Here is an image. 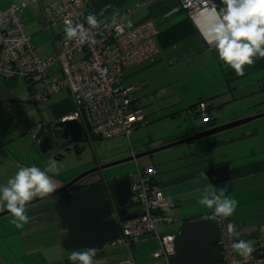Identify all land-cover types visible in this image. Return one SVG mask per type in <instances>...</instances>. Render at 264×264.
Wrapping results in <instances>:
<instances>
[{
	"label": "crops",
	"instance_id": "obj_1",
	"mask_svg": "<svg viewBox=\"0 0 264 264\" xmlns=\"http://www.w3.org/2000/svg\"><path fill=\"white\" fill-rule=\"evenodd\" d=\"M21 1L23 0H9L1 4L0 12L9 9L13 3ZM36 4L39 5L38 8L34 4H28L22 11L21 18L25 16L27 19L33 12L39 10L40 19H43L41 14L43 12L41 11L44 3ZM86 8L97 13L104 21L118 16H124L126 23L131 19L132 25L146 19L154 20L158 28V52L150 59L130 66L128 70L131 71V77L139 78L143 84L151 80L153 76L162 78L163 75H167L168 82L174 83L178 87V93L179 89L198 90L195 95L192 94L190 99H186L184 96H178L174 88L173 94L177 95L173 99L175 114L183 112V115L188 117V121L178 126L176 133L171 135L172 139L169 144L201 131L245 118L246 114L241 115L240 109L238 110L244 103L242 96L245 94L242 89L253 88L258 79L261 78L259 71L264 68V58L256 59L254 64L250 66L246 65L245 73L237 76L234 70L224 66L223 62L217 58L214 46L204 41L200 35V30L193 23L187 11L179 4V0H88ZM41 25L43 27L44 23ZM49 31L53 46L48 50L47 48H38L33 38L36 50L42 57L54 53L55 40L62 34L64 28L62 26L59 30L51 29ZM50 72L53 73V71ZM126 72L127 70L125 74ZM254 72L255 74H251ZM33 91L34 84H29L20 76L4 78L0 75V183H6L19 166L36 163L32 154L37 152L38 136L41 138V135L47 131L42 125L40 133L38 127L41 125H38V135L30 136L33 134L32 121L25 119L24 112L19 114L17 111L20 106L25 108V105H30L29 101H32ZM201 96H213L208 101L209 103H223L219 108L210 107V114L216 116L217 119L205 129L199 125L200 115L197 114L196 110L188 109V106ZM133 98L142 110V106L138 102L140 97L134 96ZM258 98H262L261 95ZM51 100L56 104L57 122L74 114L76 106L70 93L68 95L65 90H62L51 95L47 101L40 102H50ZM13 111L14 113H12ZM215 112L218 113L215 114ZM144 118H146L145 115ZM190 121L192 126L189 124ZM53 124L48 127L51 128ZM195 124L198 126L197 128ZM136 130L132 136L139 133ZM255 131L256 129L249 130V133L240 130L238 132H224L225 134L220 132L201 138L202 140L196 139L185 142L187 143L185 150L188 149L190 154L185 155L184 149L181 148L183 150H180L177 156L187 159L188 162L182 166L173 167L174 172H171L170 166L164 160L165 167L161 178H159V174L163 170H160L158 164L149 159H139L142 164H155L158 167L157 179L165 200L168 195H172L173 202L177 203L174 207L167 206L164 208V214L173 218L171 224L167 223L170 224L168 227L171 226L173 233L166 232L165 234L178 233L185 223V219L190 218V215H187L183 207L180 206L183 204L186 195L201 190L208 184L206 171L221 164H228L230 174L228 193L239 202L231 216V220L237 225L239 232V236H235V239L251 240L256 246L259 234L264 232V188H256L260 182L264 181V143L260 145V141L254 136ZM252 136L259 143L253 141ZM199 140L202 142H198ZM138 143L139 141H137ZM166 143L164 144L167 145ZM259 145L262 146V149L256 148ZM141 146L148 145L142 141L141 144L139 143L133 148L139 149ZM133 151L136 152L134 149ZM211 151L213 152L212 155ZM260 153H263L262 156H259ZM191 155L193 158L187 157ZM217 155L220 158L216 160ZM43 156L49 157L46 153ZM188 165L190 168H187ZM69 180L71 179L58 180L56 182L57 189ZM196 180L200 181L197 187L194 186ZM39 196L42 195L37 193L33 199ZM194 202L195 205L199 206L198 212L200 213L197 215L204 214L203 216H206L211 212V209L199 203V199ZM34 204L36 206L27 209L29 220L21 227L12 223V218H4L9 214L0 217V264H57L64 259H66L67 264H70L67 259L70 251H66L62 246V238L66 234V230L61 227V220L55 210L56 199L52 197ZM176 218L178 221H175ZM158 224L163 225L164 223ZM26 229L30 230L24 231ZM45 229L48 232L54 230V241H52L51 234L46 235L44 233ZM22 231L24 232L20 233ZM43 239L44 245L40 250L35 245V247L33 245L28 246L30 243L43 241ZM135 244H149L154 252L157 247V240L153 236H144L135 241ZM54 248L60 249L58 257L48 259L44 252ZM106 254L104 248L96 250L94 264H121V262L116 261L120 255L111 257ZM236 254L241 257L238 253ZM43 258L44 260L41 261ZM153 258H156L155 260L159 264H167L162 257L153 256Z\"/></svg>",
	"mask_w": 264,
	"mask_h": 264
},
{
	"label": "built area",
	"instance_id": "obj_2",
	"mask_svg": "<svg viewBox=\"0 0 264 264\" xmlns=\"http://www.w3.org/2000/svg\"><path fill=\"white\" fill-rule=\"evenodd\" d=\"M31 2L42 4V0H23L0 12V75L4 78L20 76L30 84L41 82L31 95L36 103L47 101L56 92L68 90L76 106L69 118L81 122L85 138L126 136L130 139L145 118L132 97L138 86H124V74L130 66L146 61L158 52V28L154 20L146 19L128 26L124 16L104 21L97 14L101 22L90 29L89 39L83 43L68 40L63 31L55 40L54 53L42 57L21 18L22 11ZM203 2L179 0L193 21L199 19L196 9ZM214 2L219 7L220 0ZM87 3L88 0H52L42 5L43 28L51 30L57 25L64 28L66 22H85V15L93 12L86 8ZM197 110L201 117L199 125L210 121L205 102L200 103ZM135 162L137 170L133 173L134 179L131 178L134 192L131 206L133 202L136 210L132 213L137 216L129 220L119 217L120 235L107 245L123 246L131 252L135 241L153 236L157 240L154 256L164 257L167 264H172L175 234H160L157 224L173 221L171 216L164 214V208L174 207L176 203L168 204L161 196L158 167L142 164L137 159ZM215 220L219 228L218 249L223 253V261L218 264H264V232L259 234L249 258L238 257L230 247L235 236L229 237L227 233L226 226L232 222L231 217ZM127 263L134 264L132 253H129Z\"/></svg>",
	"mask_w": 264,
	"mask_h": 264
},
{
	"label": "rangeland",
	"instance_id": "obj_3",
	"mask_svg": "<svg viewBox=\"0 0 264 264\" xmlns=\"http://www.w3.org/2000/svg\"><path fill=\"white\" fill-rule=\"evenodd\" d=\"M9 0H0V5L6 3ZM52 0H42L44 4L50 3ZM34 4L36 8H38V4L36 3H29ZM39 10L36 12H31L32 14L29 15V17L26 19L25 16L22 17L23 23L25 25V28L30 32V34L33 36L37 47L38 48H52V37L49 29L43 28L42 23H45V17L42 14V18L40 19ZM42 12V11H41ZM62 25L56 26L53 29L59 30L61 29ZM125 74L124 86L128 85H137L136 91L132 94V97H140L139 103L142 106L143 113L145 115L144 121L141 123V126L137 128V132L139 133L135 134L134 136H130V139H128L126 136H115L111 138H94L93 140L89 137H84V141L82 144H80V151L76 150L73 145H67L66 147H61L60 144L55 143V146L53 149H51L48 153V156H53L54 158L57 155H63L62 158L56 159L57 160V166L60 169L58 173H50V175L53 176L54 182L56 183L58 180H64V179H72L75 176L79 175L83 169L89 167L93 164H107L110 162H114L123 158L131 157L133 155V149L136 151L135 153H141L144 151H148L151 149H156L160 147L161 144L165 145L169 144V141L172 139L171 135L173 133H176L177 128L181 123L188 121V117L183 115V112L175 114V109L173 108V99L176 94H173L174 88L175 93H178V87L174 83H169L167 80V75H163L162 78H158V76L151 77V80L145 82L142 84L141 80L139 81V78H132L131 77V71L128 70ZM54 71V69H53ZM251 74H255L251 73ZM259 75L261 78L258 79V82L253 86V88H243L242 92L245 95H241L242 99H244V103L238 108L240 109L241 115H245V117H252L255 115H258L260 113L264 112V68H262L259 71ZM41 86V82H37L34 84V88H38ZM198 90L192 91V89L187 90H181L179 89L178 96H184L186 99H190V97L196 94ZM65 92L69 95V91ZM65 94V93H64ZM262 98H258V97ZM257 98V100H256ZM70 99V98H69ZM30 105H25V108H21V106L17 109L19 112H24L26 115L25 119L28 121H32L33 123V134L30 136H37V127L38 125H44L45 131H49L51 128L48 127L49 124H53L57 122L56 119V104L51 100L50 102H33L29 101ZM237 108L235 109V111ZM220 112V111H218ZM218 112H215L217 114ZM14 113V111L12 112ZM252 113V114H250ZM23 114V115H24ZM22 115V114H21ZM24 115V116H25ZM186 119V120H185ZM61 120V119H60ZM200 120V118H199ZM59 121V120H58ZM189 124L192 126V122L190 121ZM209 123L202 124V129L208 128ZM194 126V125H193ZM196 128L198 127L195 124ZM254 136L260 141V145L264 143V116L254 119L248 123L242 124L240 126L224 130V132H238L239 130L245 133H249V130H254ZM200 130V128H198ZM230 130V131H229ZM232 130V131H231ZM40 131V129H39ZM251 139L253 141H256V139L252 136ZM202 140V139H201ZM199 140L198 142H202ZM132 141V144H131ZM137 141L141 144L142 141L147 143L148 146H141L138 148H133L135 145L137 146ZM38 147L37 152L32 154L33 160L36 162L38 166L43 167L47 162L48 158L44 157V153L42 152L40 148V142L41 138L38 136L37 139ZM257 142V141H256ZM259 143V142H257ZM133 145V146H132ZM162 145V146H163ZM256 146L257 149H262V146ZM67 148H70L71 151H68ZM183 148V153L185 155L190 154L188 152L189 150L187 148V143L181 144V145H175L172 147H168L166 149H162L160 151H156L153 154H151L148 157L142 158L143 160L149 159L152 160L151 162H154L160 166V170H163L162 173L159 174V178H161L162 174L164 173V167L165 164L163 163L164 160L167 161V165L170 166L171 172H174L173 167H178L186 164L188 162L187 159L178 158V152ZM141 150V151H140ZM213 152L211 151V155ZM263 153H260L259 156H262ZM206 156V155H205ZM188 158H193V156H187ZM207 157V156H206ZM216 160L219 159V155L215 157ZM139 160V159H138ZM142 162V161H141ZM187 168H190V165L187 166ZM137 170V165L134 160L125 161L110 167L105 168L102 173L103 176L108 180H113L116 178H121L125 176H131L132 179H134L133 173ZM206 179L209 181L208 177L206 176ZM230 180L213 184L216 187H227ZM194 186H199L200 181L196 180L194 182ZM65 185V184H64ZM63 186V185H62ZM256 188H264V181L260 182ZM203 189L197 190L195 192H192L184 197V202L181 204L180 207H183L185 213L187 215L195 216L197 215L199 206L195 205L194 201H197L200 193ZM36 206L29 205L28 208H32ZM27 208V209H28ZM135 211V207H130L128 209V212L132 213ZM201 211V210H200ZM112 215L115 217L116 213L113 212ZM4 218H12L11 215L4 216ZM175 221H178V218H176ZM171 224V223H170ZM167 223H164L163 225H157V229L159 230L160 234H165L166 232L173 233V230H171V226L168 227ZM180 229V227H179ZM30 229H26L24 231H29ZM24 231L20 232L23 233ZM28 234V232H26ZM44 233L46 235L51 234L52 241H54V230L47 231V229L44 230ZM55 244H57L55 242ZM35 245L39 247V250L44 245V239L43 241H35L34 243H30L28 246ZM46 245V244H45ZM144 245V246H143ZM34 246V247H35ZM43 248V247H42ZM152 249V250H151ZM60 249H47L44 254L49 259H54L58 257ZM104 250L107 252L108 256H116L120 255L119 259H116V261L121 262V264H128V255L129 253H132V257L134 260V264H159L156 262V258L154 259V252L153 248H151V245L149 244H135L133 245L131 252L123 246H119L117 248L110 247V245H106L104 247ZM106 254V255H107ZM43 257V255H42ZM155 257V256H154ZM158 258V257H157ZM164 258V257H162ZM165 259V258H164ZM41 259V261H43ZM103 258L101 259V261ZM166 260V259H165ZM111 262V261H110ZM37 263V262H36ZM57 264H67L66 259L57 262ZM118 264V263H116Z\"/></svg>",
	"mask_w": 264,
	"mask_h": 264
},
{
	"label": "clouds",
	"instance_id": "obj_4",
	"mask_svg": "<svg viewBox=\"0 0 264 264\" xmlns=\"http://www.w3.org/2000/svg\"><path fill=\"white\" fill-rule=\"evenodd\" d=\"M196 14L199 19H194L193 23L200 30V35L206 43L214 45L217 58L237 76L245 73L246 65L264 58V0H220L219 7L214 0H204ZM84 21L87 26L85 22H66L65 38L83 43L89 39L90 29L98 27L101 22L95 12H88ZM127 24L131 26L132 20L129 19ZM59 171L53 156L48 157L43 167L36 163L19 166L6 183H0V212L7 210L17 227L27 223L28 202L37 193H53L57 184L50 173ZM198 199L201 205L211 209L206 217L212 220L231 217L239 203L228 193L226 186L216 187L210 182ZM166 200L172 204L173 196L168 195ZM226 227L229 237L239 236L237 225L229 221ZM230 247L244 258H249L255 250L254 242L243 238L232 239ZM95 256L96 247L85 245L70 250L67 259L70 264H94Z\"/></svg>",
	"mask_w": 264,
	"mask_h": 264
},
{
	"label": "water",
	"instance_id": "obj_5",
	"mask_svg": "<svg viewBox=\"0 0 264 264\" xmlns=\"http://www.w3.org/2000/svg\"><path fill=\"white\" fill-rule=\"evenodd\" d=\"M263 116L264 112L252 117L238 119L201 131L174 143L87 170L66 182L65 185L56 189L53 193L34 198L28 202V206L54 197L56 199L55 210L61 220V227L66 230V234L62 238L63 248L66 251H70L73 248L79 249L88 245L95 246L96 250H102L108 243L119 237V216L123 220H129L137 216L136 213L129 214L127 212L131 207V198L134 196L131 188V177L125 176L112 180V189L116 195L114 199L108 198L104 188L97 185L70 191L78 181L93 172L104 170L107 167L129 160L148 157L156 151L211 136ZM52 126L54 129L59 130L60 138L56 140L53 134L43 133L40 142V148L43 153H48L53 149L56 142L61 147L71 142L74 143L73 146L77 149L80 142L84 139L83 125L77 119L67 118L55 122ZM99 139L101 138L99 137ZM67 150L71 151L70 148H67ZM62 157L63 155H57L55 159ZM206 175L212 184L228 181L230 178L229 165L221 164L211 168L206 171ZM117 209V215L115 217L111 216ZM6 214H9L7 210L0 212V217ZM206 216L185 221L181 230L175 234V254L172 256V264H218L223 261L222 251L215 249L219 238L218 224L215 219L212 220Z\"/></svg>",
	"mask_w": 264,
	"mask_h": 264
},
{
	"label": "flooded vegetation",
	"instance_id": "obj_6",
	"mask_svg": "<svg viewBox=\"0 0 264 264\" xmlns=\"http://www.w3.org/2000/svg\"><path fill=\"white\" fill-rule=\"evenodd\" d=\"M48 133H51L54 135V138L56 140H58L60 138L59 136V130L57 129H54L53 126H51V129L49 131H47ZM85 139H83L80 144L83 143ZM74 143H66L64 144L63 146L66 147L67 145H73ZM80 144L78 145V148L80 147ZM62 146V147H63ZM77 150V149H76ZM105 164V163H104ZM103 165L102 163L101 164H93V165H90L89 167L83 169V172L87 171V170H90V169H93V168H96V167H99ZM103 170H99V171H96V172H93L91 173L90 175L84 177L83 179H81L80 181H78L73 188L70 189V191H74L73 189H79V188H82V187H86V186H100L102 188H104L105 192H106V195L108 198L110 199H114V195L112 193L113 191V186H112V182L111 180H108L106 179L104 176H103V173H102ZM112 190V191H111ZM116 196V195H115ZM115 213L118 212V209L114 211ZM117 215V214H116ZM113 216V215H111ZM120 217V216H119Z\"/></svg>",
	"mask_w": 264,
	"mask_h": 264
},
{
	"label": "trees",
	"instance_id": "obj_7",
	"mask_svg": "<svg viewBox=\"0 0 264 264\" xmlns=\"http://www.w3.org/2000/svg\"><path fill=\"white\" fill-rule=\"evenodd\" d=\"M28 83L30 84L31 82L30 81H28ZM32 86L30 85V88H31ZM212 97L213 96H211V97H207V96H201V97H199L198 98V100L197 101H195L194 103H192V104H190V106H188V109H195L196 110V112H197V114H199V112H198V110H197V106L200 104V103H202V102H205L206 103V105H207V108H208V111H209V113H210V107L212 106V108L214 107V108H219V107H221L222 105H223V103H220V104H214V103H209L208 101L209 100H211L212 99ZM135 100V99H134ZM200 115V114H199ZM216 119H217V117L216 116H212L211 114H210V121L209 122H207V123H209V124H212V123H214L215 121H216ZM200 120H201V117H200ZM200 120H199V122H200ZM51 124H49V126H50ZM42 126V125H41ZM140 126H141V124H140ZM44 129V128H43ZM41 131H42V127H41V129H40V133H41ZM94 138H99V137H94ZM94 138H91L92 140L94 139ZM86 139V138H85ZM80 149L81 148H77V150H79L80 151ZM157 181H158V179H157ZM111 182H112V180H111ZM159 182V181H158ZM112 191V190H111ZM112 193H113V195H114V197H115V194H114V192L112 191ZM176 203V202H175ZM177 205V203L175 204V206ZM131 207H136L135 206V204H133V202H132V206ZM135 210H136V208H135ZM204 214H198V215H196V216H193V217H190V218H186L185 219V221H187V220H189V219H196V218H200V217H202ZM219 247H218V244H216V246H215V249H218Z\"/></svg>",
	"mask_w": 264,
	"mask_h": 264
}]
</instances>
